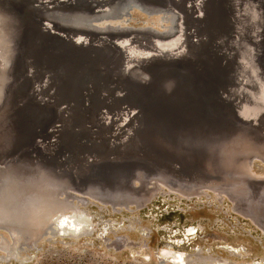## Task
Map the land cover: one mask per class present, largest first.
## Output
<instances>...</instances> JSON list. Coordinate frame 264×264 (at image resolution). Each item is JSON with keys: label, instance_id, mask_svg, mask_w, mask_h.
<instances>
[{"label": "bare ground", "instance_id": "6f19581e", "mask_svg": "<svg viewBox=\"0 0 264 264\" xmlns=\"http://www.w3.org/2000/svg\"><path fill=\"white\" fill-rule=\"evenodd\" d=\"M10 1L11 0H0V138L1 135L4 134L5 132L4 131L5 118L7 116H11L10 112L12 111V108L10 107L12 106V103H14L15 106V100H13V102L12 101L10 102L8 100L10 94L11 97H13V99H14V95H12V93L14 91L17 94H19L18 90L15 89L17 83H15L14 80H11L12 73L14 72V69H12V67L14 64V60L17 59L16 57L15 59L13 57L12 48H16L17 45L14 34L18 31L17 28H19V22L26 24L27 21L20 16L18 12L19 6L17 5L24 4L23 6L24 11L29 9V11L33 13L32 11L33 9H35L43 16L42 13L43 10L34 1L14 0V3L9 7L7 4L10 3ZM81 1L83 2V4L80 3L81 5L79 6H76L79 3L75 2L76 3L75 6L69 5V7L63 8L62 5L60 4L61 2H59V0H55L52 1L53 3L52 5H54L53 10H58L60 12L61 9H65L62 11V13L68 16V18H70L71 16L70 14L72 13L77 14L74 16H82L88 18L89 17L87 15L88 3L94 2L95 6L98 7H102L103 4L107 3L109 5L108 7L113 8L115 3L117 2V0H81ZM135 1L137 2V4L139 3V6H137V8L141 12H147L148 10H152V11L156 10L159 13L165 12V14H167L168 12V11L166 12L165 10H168V8L171 7V4L173 3V0H135ZM263 1L264 0H223V1L217 0L216 1L217 3L221 2L220 4L222 5H220L219 9L220 11H222V13L225 12L226 14H228L226 20L228 22V25H230V27L232 26L233 28L232 36L230 35L229 38H225V36L221 33L222 37L216 41L217 45L221 46L223 49L221 54L225 56L223 61L224 63L222 64L217 62L216 60H208L204 56H202L203 48L207 41V31L205 30L204 27V19L206 17L204 6L202 7L203 12L201 13V16H198V18L202 17L201 18L202 24L200 26H196L195 28L193 27L196 33V42L194 44L195 51L194 53L187 51L188 53L182 56L183 58L181 57V59L178 60L175 59L174 57L167 56L168 54L166 53H168L169 50L165 51L164 48H166L165 46L168 45L163 44L161 46L160 45L161 42L156 41L157 39H155V36L153 34L152 35L148 34V36L146 37L145 35H141L140 32H128L129 34L127 33L126 35L120 36L115 41H112L107 36L100 40H93V42H96L97 43L96 46L99 48L110 50L113 55H116L115 53L117 54L121 53L122 55H125L121 57L120 62L117 65L116 75L119 76L116 78L117 80L115 82L118 81L122 85L129 83L136 86L137 83L133 78L130 77V72L132 70H138L139 72L142 73H148V75H146L145 77V80L143 81L144 83L142 82L143 83L142 85L137 86L138 90H142L143 87L149 86L154 81H156L158 79V76L160 75L159 74L160 68L166 64H170L172 66V69L176 72L192 71L194 74H196V78H197L194 83V86H191L183 91L180 90L178 94L175 93L176 95L174 94V96H176L175 98L177 100L179 98L183 99L182 97L187 95L190 98H194V100L192 99L193 101L200 102L202 99L201 98L202 94L207 93L205 86L212 77L211 76L212 71L213 72L215 71V73H217L223 71L224 68L226 69L229 68L231 72H233L234 69L233 74H235V76L240 78V83L253 85L254 89L249 91H245V89L238 90L239 95H243V98H241L240 101H237V103L240 104L239 106L241 108L238 111L239 112L238 115L240 118H238V120H235L232 117H228L229 120L232 121L233 124L232 128H233L235 127V125L236 126L240 125L241 122H243V120L245 122L253 120L255 117L258 116L257 114L260 111H263L264 109V39L263 38H262L263 40L257 39L258 40L257 41L250 33L247 26L244 25L247 22L246 19L250 20L251 18L250 16L252 15L251 22H253L254 25L258 26L259 28L258 32L264 33V10L263 13H261L259 6L263 3ZM17 2H19V4ZM195 5L199 7V4L196 3ZM261 7L264 8V6ZM254 8L255 10L257 9V12L253 11ZM242 11L245 12L244 16L241 13ZM197 12L198 10H196L195 13ZM7 21L12 23V27H14V30L16 29L14 34L11 36L6 35L4 32L5 27L7 28L6 26ZM153 21L157 23L158 19L155 20L154 18ZM37 22L36 23L38 25V29L44 31L45 33H48L49 35L53 34L48 26L45 27L43 26V24H40L39 21ZM226 25L227 23H225V26ZM82 30L83 29L77 32L84 33ZM68 31L69 32L67 34H63L60 36L54 35V37L52 38L44 37L42 43L39 44L35 49L34 54L38 55L36 56V59L37 58L40 59L39 55H41L42 52L47 51L48 53H50L53 51V49L55 50L56 47L59 46V43H57L55 38L62 39L64 41L67 40L71 43L73 42L76 46L78 45L80 47L85 45L84 44L85 39L76 41L74 37H72L73 32L70 30ZM217 34L218 33H215L213 36L215 37L217 36ZM9 37L11 39H9ZM14 41L16 43H14ZM132 45H136L138 47L146 49L148 50L147 51L148 53L150 52V54L144 56L142 55L138 56L140 54H136V48L134 51L132 49L133 48ZM181 51H183V49ZM157 53L160 56H158ZM179 53L180 52L176 53V55L177 54L179 55ZM53 55L55 54L53 53ZM30 57L31 60H33L32 59L33 56ZM133 58L134 59L137 58L139 63H135ZM45 60L46 62L43 63L44 64L43 71L46 73L47 76H49L50 73L57 71L56 67H58V65H55L56 67H54L53 69V67L49 66L48 64L49 59H47V56ZM233 61H235L234 67H233ZM208 69L210 71L207 74H204L203 71L206 72L208 71ZM134 73L137 72L134 71ZM38 85L36 89L34 88L32 91L28 92L27 95L29 94L33 95L34 93L37 94L38 91L44 92V95L53 98L54 104H56V101L65 99L66 95L68 94V93L66 94L67 91L65 92V90L62 87L61 88L62 93L59 95V97H56V99H54V95L58 96V94L53 95L49 81L45 82L44 85H40V84ZM103 89H105V91H103ZM102 92L104 93L102 94ZM95 93L98 94V96L103 100L109 98L108 96L111 95L109 88L107 86L105 87L102 85L98 86V89ZM170 93H174V92L171 91ZM181 94H183V96ZM112 95L113 98L110 99V103L112 104L114 102V99H116L118 95L119 97L123 96V94L121 93L118 94L112 93ZM130 98L132 99L133 97L131 96ZM249 98L251 100H249ZM41 100L43 101V99H40L39 101ZM211 100L212 101L210 103L212 104L214 110L212 112L214 115V112L216 111L215 108L216 105H218L219 107L220 105H222V102L217 100L216 98H212ZM251 101L253 102V104H255L254 106H251L252 105ZM49 102L50 103L46 102V104H51V101ZM123 104L121 106L122 107L121 114L126 116V118L122 120V122L119 121L118 119L111 118V120L107 124H98L97 123L98 116H96L94 113H91V110L86 105V103L82 105L81 109L77 107V109L79 110V113L77 114L79 115L74 116L73 114V117L70 114L72 108L71 106H70L71 109L69 108V104L66 105V108L60 107L58 112L59 114L58 115L56 114L57 115L56 117L59 118L57 121L58 123L56 122L57 123L56 126H54L51 129L52 136L56 138L55 142L60 143L64 141L66 143V147L72 149L73 151L75 150L78 156H80V158L82 155V159L87 158L85 155V153L87 152V148L91 146L94 142H98V141L101 144L105 143L107 147L114 148V150L111 153L112 154L111 157L122 158L119 157L118 155V153H120L126 155V158L128 159L135 158L134 155H140V153H138L139 151L134 149L135 145L137 143H140V141L143 142L145 139V137L142 136V133H139L140 124H138V122L140 123L142 119L139 110L138 113H133L131 111V107L127 103H123ZM183 104L185 103L183 102ZM207 104L209 105V103ZM203 107L205 108V106ZM179 109L180 111H182L181 113L186 112L185 106ZM196 111L198 112H194L193 114L200 113L199 110ZM85 112L92 115L87 116ZM161 112L163 111L155 112L154 116L155 118L158 119V120L155 119V121L157 122L158 125L162 127L164 133L161 134L162 129L159 130L157 134L160 135L159 136L156 135L154 139L157 142L166 143L167 140L169 141L172 138L170 131L171 125L170 123H168L172 121L169 120L168 122L165 121L163 119L164 114ZM35 113L37 114L35 110L29 111V114L27 116L28 119L26 118L27 122L30 123L31 121L30 117H34ZM115 114H118V112L114 110L111 115H115ZM10 120H12V118H10ZM162 121H165L166 123L164 124ZM188 121L190 120L188 119ZM180 122L184 123L183 120L179 121V123ZM217 128L218 126H216V123L212 121L211 124L212 131L213 132L216 131ZM229 131L222 130L220 133L225 134V132L227 133ZM70 133L72 134L70 135ZM79 135H82V137H79ZM83 135L84 136L86 135L88 140L82 141L84 140ZM8 139L9 137H5L2 140H4L7 143V145L9 143L11 144L14 140L13 137H11L9 141ZM89 141L92 143L88 144ZM186 143H188V140ZM186 145L188 146L189 143ZM8 149L9 148L0 150V153L2 155H5L4 159H7L6 151H8ZM145 149L148 150L150 148L145 147ZM226 149L227 151L225 150L226 152L225 171H226V175L229 176L227 177L228 179H226V181H224L223 183L210 182L205 184H208L210 186L216 185L214 187L219 191H221V193H227L228 195L231 193L232 194L231 196L233 197L234 196L243 197L247 192V189L249 187L251 188L252 186H254L256 189V193L260 195V200H261L260 209H256V214L264 216V184L257 183L256 182L257 180L255 179L249 181V179L246 178L245 176L246 173L244 171L245 166L240 161H238V158L243 155V150L240 147L236 148L232 145H229L228 148L226 146ZM148 151L154 152L152 150H148ZM101 152H102L101 149H99L97 153L101 154ZM154 153L157 158L152 159L145 157V155L141 154L143 158L141 157L137 159L135 158L132 159L133 160L132 162L125 163L126 166L113 168L111 171L106 173L103 178H99L96 183L87 184V185L83 184L85 190L84 192L92 197L99 199L100 202L102 201L104 203H109L111 206L113 205V207H115V205L124 206L128 203L139 204L140 199L144 198L146 195L145 194L146 190H144V188H146V186L150 183L151 180L164 181L167 183H172L175 186L178 185V182L185 184L186 181L189 182L193 181L194 183L196 182L197 184L204 185L202 181L199 179L188 180L183 175L175 174V173H173L174 175L172 176L176 177L177 179H172L171 176L166 174L167 172H170V170H168L164 166V164L161 163L162 161H160L159 163L157 162V159L161 160L162 158L157 156L156 152ZM51 154H53V150H50L49 147L43 148V155H45L46 157H50ZM4 164H2L0 160V225L6 226L11 232V234H13V237L26 238L29 236L31 238H34L35 235L39 233L41 228L45 227L50 223H53L55 225L54 228L56 229V232L58 234L63 235L60 236L62 238L78 239L83 235H86V233L88 232L91 233L93 229L91 219L83 211L74 208L71 204L72 193L68 192L65 189L66 187L69 186L68 181H70V179L68 177L63 179V178H57L56 176L49 174L47 171L50 169L51 165L46 164V162H41L38 164L32 163V165H30L27 164L26 161L22 160L21 162L17 164L16 163L11 164L10 166L9 165L4 166ZM22 164L27 165L26 172L24 171ZM147 166L149 168H146ZM104 168H106L105 165L99 166L100 173L104 171ZM246 169L249 173V167H246ZM71 171H74V169L71 168ZM251 176L253 178L257 177L254 176L252 173L250 174L249 177ZM260 178L263 179L264 177L260 176ZM108 180H111V182H108ZM132 180L140 181L141 184L140 188L139 187L134 188L133 185L129 187L127 184L130 183ZM252 182H255L257 185L255 183H254L255 185H253ZM76 184L78 185L75 186ZM80 185H81L80 181L76 180L73 186L78 187ZM139 193L140 195H142L141 197L138 196ZM216 196L220 197L222 195L220 196L216 195ZM141 200L144 201L143 199ZM236 204L234 206H236ZM249 206H247V209ZM256 206L254 208H256ZM252 207L251 209L248 210L243 208L241 209V211L244 213L246 212V214L249 213L253 215L255 214L254 213L255 211L254 209H252ZM247 217L249 218V216ZM253 220L255 222V218ZM258 227L262 230V232L264 231L263 227H261L260 225ZM190 232L191 230H187L188 235ZM11 244L12 243L8 244L6 248L8 250V254L10 253L11 255H13L15 253L16 246L15 245L12 246ZM222 248H223L222 251L227 253L228 255L230 254L232 257L237 256L241 258V252L238 251V249H235L234 247H230V246H225ZM161 252H163L162 253L163 257L169 258L168 260L170 259L172 260V264H184V259H182V256L180 254H177L178 257H176L174 255H171L172 252L168 250H163ZM16 255L18 254L16 253ZM211 260L215 264H230L228 261L219 258L211 259Z\"/></svg>", "mask_w": 264, "mask_h": 264}, {"label": "rangeland", "instance_id": "374dc122", "mask_svg": "<svg viewBox=\"0 0 264 264\" xmlns=\"http://www.w3.org/2000/svg\"><path fill=\"white\" fill-rule=\"evenodd\" d=\"M30 1L36 2L43 10V16L35 9H33V13H31L29 9L24 11V4L20 5L19 2H17L19 4L17 6H19L18 12L20 16L26 21L33 22L34 20L35 23L39 21L40 24L42 23L45 27L48 26L51 32L58 36L67 34L69 32L68 30H70L73 32L72 37H74L76 41L85 39V46L92 47L93 45H97L93 40H100L107 36L112 41H115L128 32H140L141 35H145L146 37L148 34H153L155 39H157L156 41L161 42V46L163 44L168 45L165 46L166 48H164V50H169L170 52L168 51V53L172 56L183 54L185 49L184 45H181L183 41L188 51L194 53V44L196 42L194 28L198 26V23L193 19L197 7L195 4L203 5L202 0H175V2L171 4V7L165 10L166 12L168 11L167 14H165V12L159 13L156 10L141 12L137 8L139 3L137 4L135 0H117L113 8L108 7L109 5L107 3L103 4L102 7H98L95 6L94 2H91L88 3L87 6L88 18L74 16L77 14L73 13L70 14L71 16L68 18V16L62 13L65 9H61L60 12L58 10H53L54 5H52V1L55 0ZM59 2H61L60 4L63 8H67L69 5L75 6L76 3H79L76 6L83 4L81 0H59ZM253 11L257 12V9L255 10L254 8ZM241 13L243 16L245 15L244 11ZM261 13H263V11H261ZM26 14H28L27 19ZM250 17V20L246 19L247 22L244 25L247 26L256 40H263L264 33L258 32V26L251 22L252 15ZM154 18L155 20L158 19L157 23L153 21ZM6 26L7 28H11L12 23L7 21ZM81 29H83L82 31L84 33L77 32L81 31ZM9 39L11 38L9 37ZM132 47L134 51L136 48V54H140L138 56L150 54V52H147L148 50L146 51V49L136 45H132ZM182 49L183 51H181ZM178 52L182 53L176 55ZM92 55L94 54L92 53ZM36 56L38 55L34 54V57ZM35 59L32 61H35ZM135 60H137V58ZM114 62L115 61H112L107 64L108 68H111ZM95 64L99 65V62ZM98 65L95 66L96 71L105 68V66L98 67ZM134 71L138 74L134 73ZM103 75L105 74L103 73ZM146 75H148V73H142L138 70H132L130 72V77L137 83L136 87L144 83L143 81ZM72 85L73 86L69 89V92H71H68L70 95H74V93L79 90L77 89L79 87L77 82H74ZM22 86L23 84L17 83L15 89L20 92ZM98 86L101 85L98 84ZM116 86L118 87V84ZM51 87L52 85L50 83V88ZM72 87L76 90L74 91ZM51 91L53 95L58 94V96L54 95V99L59 97L62 93L61 88L57 91H55V89L53 91L52 88ZM103 91H105V89H103ZM39 92L40 91H38L37 94ZM40 93L44 94V92ZM103 93L104 92H102V94ZM12 95L15 96L17 93L14 91ZM8 100L13 102L11 94ZM51 104H54V101H51ZM117 106L119 107L114 110L118 112V114L115 115H111L113 111H108L106 109L100 110L97 123L107 124L111 118L118 119L122 122L126 116L121 114L122 105ZM64 107L66 108V105L62 108ZM131 111L133 113H138V110L132 107ZM75 113H77V111ZM13 114L14 113L11 111V116L5 118V132L0 138V150L7 149V143L2 139L9 137L10 135L7 133L10 134L9 131L11 127L15 128V125H17L16 117H14ZM10 118H12V120H10ZM30 119L31 121L35 120V116L30 117ZM71 134L72 133H70V135ZM83 138L84 140L82 141L88 140L84 135ZM51 141H53V144L49 148L53 150V154H51L50 157H46L50 163L49 165L64 166L63 171L65 172L69 170L67 174L62 172L64 175L60 178L64 179L68 177L70 179V181H68L69 186L65 189L72 193L71 204L74 208L87 214L91 219L93 229L91 233L88 232L78 239H73L62 238L60 236L53 237L50 235V231L46 230V227L36 241L34 239V242H32L29 247H23V251H19L18 257H8V253L0 249V264H172L171 259L168 260L169 258L163 257V252H161L163 250L172 252L171 255L176 257H178L177 254H180L182 259H184V264H215L211 259L216 258L226 260L230 264H264V231L262 232L258 227L260 225L264 228V216L256 214V209H260L261 200L254 186L251 188L249 187L243 197H233L231 193L229 195L227 193H221V191L214 187L216 185H202L196 182L195 184L193 181H186L185 184L178 182V185L175 186L172 183L151 180L146 188H144V190H146V195L144 198H141L144 201L140 199L139 204L128 203L124 206L117 205L113 207L108 203L102 201L101 203L94 197L85 193L84 185L96 183L99 178H103L105 174L113 168L126 166L125 163L132 162V159L135 158H143L142 155H134L135 158L128 159L126 155L117 152L119 157L122 158L116 157V159L115 157H111L114 148L107 147L105 143L101 144L98 141L87 148V152L85 153L87 158L82 159V155L80 158L75 150L74 152L72 149L66 147L64 141L56 143V138L52 135ZM36 143L43 152V148L46 147V145L41 143L39 139H36ZM91 143L90 141L88 142V144ZM99 149L107 152V154L105 157L97 160L94 159L89 152L93 151V153H97ZM68 150L71 151L70 155ZM4 158L5 155L0 153L2 164L7 160ZM104 160L115 162L117 165L111 169L106 166L104 171L100 173L99 166L104 165ZM21 161L22 160L16 158V160H13L11 163L17 164ZM38 163L40 162L34 159L33 164ZM22 167L26 172L27 165L22 164ZM71 168L74 169V171H71ZM244 171L249 181L255 179L259 184L264 183V178H260V176L264 177V161L255 158L252 161V167H249V173L246 166L244 167ZM69 173L73 175H69ZM251 173L259 178L249 177ZM166 174L171 176L172 179H177L172 176L174 174L171 171ZM83 175L90 176L91 180L88 181V177H83L80 181L79 179ZM71 177L73 178L71 179ZM76 180L81 183L78 187H75L78 184L73 186ZM137 181L138 180H132L127 185L129 187L133 185L134 188H140V181H138L139 183ZM108 182H111V180H108ZM252 183L253 185L256 184L255 182ZM140 193L138 195L139 197L142 196ZM216 195L222 196L217 197ZM235 204L236 206H234ZM247 206H249L248 209H251L253 206L252 209L255 211V214H253L254 216L241 211L243 208L247 209ZM255 206L256 208H254ZM247 216H249V218ZM254 218L255 222L253 220ZM187 230H191L189 235ZM0 236L10 241L9 234L2 229H0ZM225 246L238 249V251L241 252V258L237 256L232 257L230 254L228 255L223 252L222 247Z\"/></svg>", "mask_w": 264, "mask_h": 264}, {"label": "water", "instance_id": "95a60500", "mask_svg": "<svg viewBox=\"0 0 264 264\" xmlns=\"http://www.w3.org/2000/svg\"><path fill=\"white\" fill-rule=\"evenodd\" d=\"M216 1L217 0H202L203 5L196 7L195 10H198V12L195 13L193 19L198 23V26L202 24V17L198 18V16H201L203 12L202 7L204 6L206 12L204 27L207 31V41L204 45L202 56L208 60H216L222 64L224 63L225 56L221 54L223 49L221 46L217 45L216 41L222 37V34L225 38H229L230 35L232 36L233 28L228 25L226 20L228 14L225 12L222 13L219 9L220 5H222L220 4L221 2L217 3ZM173 2H175V0H173ZM13 3L14 0H11L7 5L10 7ZM27 17L28 14H26V19ZM225 23H227L226 26ZM17 29L18 31L15 34L14 32L16 29L14 30V27H5L4 30L6 35L11 36L14 34L15 41L17 42L16 48H12L13 57L17 59L14 60L12 67L14 72L12 73L11 80H14L15 83L23 84L19 94L14 96L13 100H15V106L14 103H12L10 107H13L12 112L14 113V117H16L17 125H15L16 129L11 128L12 130L10 129L9 131L10 136L8 141L12 135L14 142L7 145L9 149L6 151L7 160L4 166H10L12 164L11 162L16 160V158L24 160L30 165L34 163V159L38 160L40 163L42 161L46 162V164L49 165L50 163L46 156L43 155L42 149L37 145L36 139L41 140V143L45 144L46 147H51L53 144V141H51V129L58 123L57 121L59 118L56 116L59 114V108L63 107V105L70 104L72 108L70 113L73 117V114L75 116L79 113L77 107L81 109L84 103L90 108L91 113H94L96 116H98L102 109L114 111V109L119 107L117 105H122L123 103H127L130 107L139 110L142 116V121H140V123L138 122V124H140L139 133H142L145 139L143 142L140 141V143H137L134 149L139 151L138 153L145 155V157L152 159L157 158L154 153L156 152L157 156L162 158L161 160L157 159L158 163L162 161L161 163L164 164L168 170L175 174L183 175L188 180L199 179L203 184L210 182L223 183L226 181L229 176L226 175L225 171V150L227 151L226 146L228 148L229 145L236 148L240 147L243 150V155L238 158V161L246 167H252V161L255 158L264 161V109L260 111L257 114L258 116L253 120L247 122L243 120L240 125H235L233 128L232 121L228 118L232 117L235 120L240 118L238 111L241 108L237 101H240L243 95H239L238 90L245 89V91H249L254 89L253 85L240 83V78L233 74L234 69L233 72H231L229 68H224L223 71L217 73L212 71L213 74L211 72L212 77L205 86L207 93H203L201 101L199 100L202 103L193 101L194 98H190L187 95L183 96V94H181L183 99L179 98L177 100L175 98L176 96H174L175 93L178 94L180 90L183 91L194 86L197 78L196 74L192 71L176 72L172 69L170 64H166L160 68V75L156 81L149 86L143 87L142 90H138L136 86L129 83L125 85L118 82L114 83L119 76L116 75L117 65L121 57L125 55L121 53H115L116 55H113L110 50L99 48L96 45L92 47H87L85 45L80 47L78 45L76 46L73 42L72 44L67 40L64 41L55 38L59 46L50 53L47 51L42 52L45 56L42 54L39 55L40 59L37 58L36 63V61H32L30 57L33 56L32 59L36 58L34 57L36 47L42 43L44 37H54V35L57 34L53 33V35H49L38 29V25L34 20L33 22L28 21L26 24L19 22V28ZM215 33L218 34L214 37L213 35ZM15 41L14 43H16ZM182 44L185 48L182 55L172 56L169 53H165L168 54L167 56L169 57H174L177 60L181 59L182 56L188 53L184 41L181 45ZM53 53L55 55H53ZM92 53L94 55H92ZM46 56L47 59H49V66H52L53 69L56 67L55 65H58V67H56L57 71L52 72L53 74L50 73L49 76L42 73L44 72L43 63L46 62ZM112 61H115L114 65L108 68L107 64ZM134 61L135 63H139L138 60L134 59ZM98 62L99 65L95 64ZM234 62L235 61H233V67L235 66ZM96 65H98V67L105 66V68L96 71ZM209 71L208 69V71L203 72L207 74ZM102 72L105 75H103ZM47 81H50L52 85L51 89L53 88L57 91L63 87L65 92L67 91L66 94L74 82L79 84V90H77L74 95L67 94L65 99L56 101V104L53 105L46 104V102L50 103L49 101L54 100L50 96H45L43 93L39 92L37 95L36 93L27 95L28 92L32 91L34 88L36 89L38 84L44 85ZM98 84L109 88L111 92V95L108 96L109 98L103 100L95 93L98 89ZM117 84L118 87L116 86ZM171 91L174 93H170ZM112 93H121L124 96L119 97L118 95L112 104L110 103V99L113 98ZM130 95L133 97L132 99ZM212 98H216L222 102V105L219 107L216 105L214 115L212 112L214 110L210 103ZM40 99H43V101H39ZM249 100L251 99L249 98ZM183 102L185 104H183ZM207 103H209V105ZM251 104V106L255 105L252 101ZM184 106L186 107V112L181 113L182 111H180L179 108ZM203 106H205V108ZM30 110H35L39 114L35 115V120L29 123L26 121V118ZM76 110L77 113H75ZM196 110H199L200 113L193 114L194 112H198ZM157 111H163L161 113L164 114L163 119L165 121H172L168 122L171 125L170 131L172 138L169 141L167 140L166 143L157 142L154 139L156 135H160L157 133L162 129L155 121V119L158 120L154 116ZM86 115L89 116L92 114L86 113ZM188 119L190 121H188ZM181 120H183L184 123H179ZM212 121L218 126L217 130L214 132L211 129ZM163 123L165 124L166 122ZM222 130L230 131L221 134L220 132ZM162 133H164L163 129L161 130V134ZM79 137H82V135H79ZM187 140L189 143L188 146L186 145L188 144L186 143ZM145 147L150 148L148 150L154 152L146 150ZM70 152L71 151H69V155L71 154ZM89 153L97 160L105 157L107 154L105 151H102L101 154L93 153V151ZM103 162L104 165L110 167V169L117 165V163L110 162L109 160H104ZM146 168L149 167L147 166ZM63 170L64 166L51 165L47 172L60 178L69 172V170L67 172ZM62 172H64V174ZM69 175L73 174L69 173ZM73 177H71V179ZM83 177H88V181L91 180L90 176L85 175L81 176L79 180L81 181ZM95 199L99 201L97 198ZM54 226L53 223L46 225L40 229L39 233L35 235L34 238L29 236L26 238H16L13 237V234H11L6 226L0 225V229L6 231L10 237V241H8L0 236V249L8 253L6 247L8 244L12 243V246H16L15 253L13 255L9 253L8 257H18L16 253L19 254V251H23V247H29V245L34 242L33 240L37 239L46 227L47 230L50 231L51 236H63L56 233Z\"/></svg>", "mask_w": 264, "mask_h": 264}, {"label": "trees", "instance_id": "16d2710c", "mask_svg": "<svg viewBox=\"0 0 264 264\" xmlns=\"http://www.w3.org/2000/svg\"><path fill=\"white\" fill-rule=\"evenodd\" d=\"M259 6H260V10L263 11L264 8L261 7V6H263V3L261 5H259Z\"/></svg>", "mask_w": 264, "mask_h": 264}]
</instances>
